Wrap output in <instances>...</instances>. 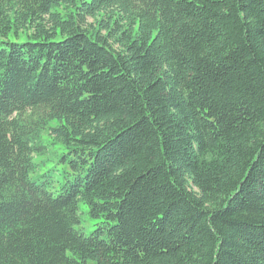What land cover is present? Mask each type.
Returning a JSON list of instances; mask_svg holds the SVG:
<instances>
[{
    "label": "trees",
    "instance_id": "16d2710c",
    "mask_svg": "<svg viewBox=\"0 0 264 264\" xmlns=\"http://www.w3.org/2000/svg\"><path fill=\"white\" fill-rule=\"evenodd\" d=\"M0 264H264V0H0Z\"/></svg>",
    "mask_w": 264,
    "mask_h": 264
},
{
    "label": "rangeland",
    "instance_id": "374dc122",
    "mask_svg": "<svg viewBox=\"0 0 264 264\" xmlns=\"http://www.w3.org/2000/svg\"><path fill=\"white\" fill-rule=\"evenodd\" d=\"M42 136H44V138L47 140V134L45 131H43ZM47 143V150L45 151V153L41 154V155H37L35 157L36 160L45 159V164L40 167L37 168V172L41 171L45 166H50V165H55L58 168H62L61 163H56L57 158L59 156L60 151L62 150V145L60 142H49L46 141ZM33 175H35V173H33ZM80 216H81V224L83 225V228L85 230V232H89L91 230V228L93 227V223H92V219H90L88 213L85 211V205L83 203L80 202Z\"/></svg>",
    "mask_w": 264,
    "mask_h": 264
}]
</instances>
